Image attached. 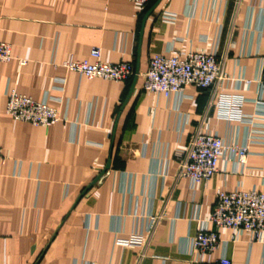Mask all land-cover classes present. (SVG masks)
I'll list each match as a JSON object with an SVG mask.
<instances>
[{
    "label": "crops",
    "instance_id": "0c3cea01",
    "mask_svg": "<svg viewBox=\"0 0 264 264\" xmlns=\"http://www.w3.org/2000/svg\"><path fill=\"white\" fill-rule=\"evenodd\" d=\"M0 42L13 54L0 63V264H200L194 239L215 231L217 192L264 193V0H0ZM93 50L139 74L157 55L214 54L227 80L214 97L192 86L167 97L140 77L88 79L63 66L94 63ZM12 91L60 121H15ZM221 95L242 100L245 120L218 109ZM197 130L246 149V161L228 149L211 180L178 179ZM139 237L143 253L122 243ZM219 237L212 259L264 264V233Z\"/></svg>",
    "mask_w": 264,
    "mask_h": 264
},
{
    "label": "built area",
    "instance_id": "2783aa9c",
    "mask_svg": "<svg viewBox=\"0 0 264 264\" xmlns=\"http://www.w3.org/2000/svg\"><path fill=\"white\" fill-rule=\"evenodd\" d=\"M140 8L148 6L152 0H131ZM171 19V18H170ZM94 63L89 61L67 62L63 66L88 78H101L109 81L124 82L138 76L142 79V89L154 94L171 96L182 93L192 86L198 90H209L212 96L220 90L227 80L224 72V60H219L214 54L190 53L184 57H153L144 73L137 74L131 64H104L101 62L100 50H93ZM13 59L11 46L0 42V63ZM264 90V74L258 80ZM218 109L229 119L235 112L237 120H245L241 113L242 100L233 96L221 95L218 98ZM15 121L50 127L60 121L56 109L45 103H37L32 99L18 94L16 91L8 95L6 109ZM230 149L239 162L244 163L247 150L243 148H228L224 141L211 134H203L197 130L188 147L180 156L177 178H189L193 182L211 180L218 172V162L225 151ZM2 152L0 150V159ZM210 222L215 231H200L194 239V247L199 252L200 264H232L220 257L212 259L220 245L219 231L231 229L234 232H248L255 241L262 240L264 233V193L258 191H237L234 193L217 192L216 205ZM122 243L140 249L141 253L147 247L148 240L143 237L124 240Z\"/></svg>",
    "mask_w": 264,
    "mask_h": 264
},
{
    "label": "water",
    "instance_id": "95a60500",
    "mask_svg": "<svg viewBox=\"0 0 264 264\" xmlns=\"http://www.w3.org/2000/svg\"><path fill=\"white\" fill-rule=\"evenodd\" d=\"M137 74H138V72H137ZM137 77L138 76H136V78ZM110 168H111V160L108 162L107 166L105 167V169L103 170V172L98 176V178L94 182H92L90 184V186H88V188L82 193V195L80 196L79 200L82 197H84L86 195V193L88 191H90L100 181V179L110 170Z\"/></svg>",
    "mask_w": 264,
    "mask_h": 264
},
{
    "label": "trees",
    "instance_id": "16d2710c",
    "mask_svg": "<svg viewBox=\"0 0 264 264\" xmlns=\"http://www.w3.org/2000/svg\"><path fill=\"white\" fill-rule=\"evenodd\" d=\"M155 1V0H154ZM154 1L153 2H151V3H149L150 5L152 4V3H154Z\"/></svg>",
    "mask_w": 264,
    "mask_h": 264
}]
</instances>
